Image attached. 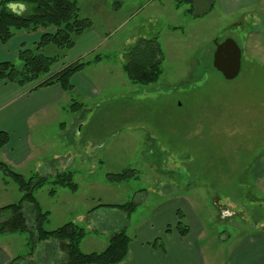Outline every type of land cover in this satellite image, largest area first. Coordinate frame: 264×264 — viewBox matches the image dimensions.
Listing matches in <instances>:
<instances>
[{
  "label": "rangeland",
  "instance_id": "obj_1",
  "mask_svg": "<svg viewBox=\"0 0 264 264\" xmlns=\"http://www.w3.org/2000/svg\"><path fill=\"white\" fill-rule=\"evenodd\" d=\"M77 2L81 17L93 21L89 33L105 39L85 57L101 54L102 64L86 69L102 90L92 98L74 94L41 135L49 141L47 149L33 150L21 164L7 163L27 178L38 174L51 181L58 172H73L76 192L61 187L51 195L48 183L35 191L49 212V230L68 222L91 234L113 229L124 212L112 206L132 200L145 204L132 218L136 225L150 215L162 193H178L195 211L198 207L207 230L201 238L204 251L209 260L219 261L242 233L264 228V189L253 173L264 156V0ZM30 36H18L16 50ZM154 37L164 54L162 75L150 85L134 84L122 69L125 54L138 39ZM228 39L242 52L241 71L233 80L213 66L216 44ZM57 52L52 45L44 50L46 55ZM14 62L22 66L18 58ZM73 102L83 107L72 111ZM38 137L32 132L33 145ZM68 152L73 159L69 168L64 164ZM54 153L60 157L52 160ZM51 160L54 165L44 164ZM133 168L137 178L122 183L107 179L109 173ZM21 197L17 183L0 170V208ZM97 207L105 211L92 214ZM223 208L231 212L225 219L218 218ZM85 211L87 221H78ZM220 235H232L230 245ZM27 239V234H0V246L13 264H58L63 259V252L42 245L29 256Z\"/></svg>",
  "mask_w": 264,
  "mask_h": 264
},
{
  "label": "trees",
  "instance_id": "obj_2",
  "mask_svg": "<svg viewBox=\"0 0 264 264\" xmlns=\"http://www.w3.org/2000/svg\"><path fill=\"white\" fill-rule=\"evenodd\" d=\"M92 26L93 21L90 18L81 17L77 0H0L1 44H7L20 32L41 33L39 40L31 47L24 44L19 50L21 67H17L11 60L0 62V83L6 82L20 87L33 84V91L60 85L64 91L72 92L73 76L91 63L101 61V54H96L91 59L79 58L58 70H54L53 66L66 58L67 53L75 47L77 39ZM51 45L56 47L58 52L46 55L44 50ZM163 61L164 54L157 37L140 38L125 54L122 69L132 83L150 85L159 81ZM82 107L83 103L73 102L70 109L77 111ZM9 140V134L0 131V149ZM52 165L53 161L49 162V166ZM0 170L17 183L22 192V197L17 203L0 208V234H27L29 256H33L38 246L42 245L45 250L63 252L64 257L58 264H120L127 258L132 238L126 227L112 233L103 251L89 253L81 249V242L87 234L83 226L68 222L53 230L45 227L49 222V212L42 208L35 191L48 183L52 185L49 192L51 195H55L61 187L76 192L78 184L74 181L72 171L58 172L49 181V177L38 174L27 178L15 172L9 163L3 160H0ZM137 177L138 171L134 168L107 174L111 183H122ZM139 204L132 200L112 207L129 216ZM177 216L176 229L185 237L189 234L190 227L185 222V215L181 210L177 212ZM153 246L161 245L156 240ZM22 258L23 256H19L16 259L21 261ZM13 263L14 260L10 262Z\"/></svg>",
  "mask_w": 264,
  "mask_h": 264
},
{
  "label": "crops",
  "instance_id": "obj_3",
  "mask_svg": "<svg viewBox=\"0 0 264 264\" xmlns=\"http://www.w3.org/2000/svg\"><path fill=\"white\" fill-rule=\"evenodd\" d=\"M24 35H31V38L33 36V39L25 40L26 42L22 41L25 45L31 47L39 40L41 33L20 32L7 44L0 43V62L5 60L15 61L18 58L19 49L16 50L15 48L16 41L19 39L18 36L22 39ZM104 42L105 39L102 36L88 31L77 39L75 47L67 53L66 58L60 61L59 67L54 68V70L88 56L92 51L100 49ZM29 43L32 44L29 46ZM102 62L103 60L93 62L88 67L101 65ZM72 83L74 85L72 92L64 91L60 85L33 91V84L20 87L11 83H0V131H5L10 136L9 142L0 149V159L5 162L21 164L31 157L33 150L40 152L47 149L49 141L42 138L41 135L44 136L47 128L57 121L54 118L60 116L61 109L66 110L68 108L69 102L73 100V95L78 94L86 98H92L102 90L101 84L95 77L91 76L86 68L73 76ZM32 132L35 136H39L37 142L35 141V145L30 140ZM50 142H54V138ZM69 153L68 158L70 160L64 163L66 167L73 162ZM59 157L58 153H54L50 158L54 160ZM49 161L44 162V164L49 166ZM253 173L256 182L264 189V156L259 159ZM100 207L94 209L95 211L92 214L105 211L101 209L97 211ZM144 207V203L139 204L131 215L127 216L124 213L121 221L117 222L113 229L108 228L102 232L93 231V234L87 232L81 242L82 251L86 253L103 251L107 247L112 233L126 227L132 240L127 258L120 264H264V228L257 227V229L242 233L241 237L238 236L240 239L234 243L233 248L227 253H223L219 261L209 260L208 258L211 255H206L201 241L207 231L206 223L201 213H199L198 207L195 211L191 202L178 193H162L159 202L149 212L150 215L145 217L141 223L135 225L132 218L137 211L142 210ZM179 210L184 213L185 222L190 227V232L185 237H182L176 229L178 223L177 212ZM113 211L122 212V210L117 209ZM226 212V209H221L218 218L225 219L226 215H231V212ZM87 216L89 215L85 211V214H79L76 219L85 223ZM106 217L104 214L99 218L104 221ZM213 219L215 220V216H213ZM89 222L91 221L88 220L86 224L88 227L91 226ZM221 237L223 235H220V239L230 245L232 235ZM156 240L161 245L160 247L153 246ZM85 243L90 246V249L83 248ZM0 264H10V255L7 254L5 246H0Z\"/></svg>",
  "mask_w": 264,
  "mask_h": 264
},
{
  "label": "water",
  "instance_id": "obj_4",
  "mask_svg": "<svg viewBox=\"0 0 264 264\" xmlns=\"http://www.w3.org/2000/svg\"><path fill=\"white\" fill-rule=\"evenodd\" d=\"M213 57V66L223 74L227 80L237 78L241 71L242 52L235 40L228 39L216 44Z\"/></svg>",
  "mask_w": 264,
  "mask_h": 264
}]
</instances>
